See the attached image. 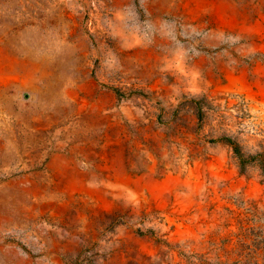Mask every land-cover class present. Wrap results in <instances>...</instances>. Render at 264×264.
I'll return each mask as SVG.
<instances>
[{
	"label": "rangeland",
	"instance_id": "rangeland-1",
	"mask_svg": "<svg viewBox=\"0 0 264 264\" xmlns=\"http://www.w3.org/2000/svg\"><path fill=\"white\" fill-rule=\"evenodd\" d=\"M0 264H264V0H0Z\"/></svg>",
	"mask_w": 264,
	"mask_h": 264
}]
</instances>
